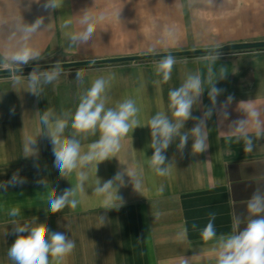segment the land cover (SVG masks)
<instances>
[{
  "label": "crops",
  "instance_id": "crops-1",
  "mask_svg": "<svg viewBox=\"0 0 264 264\" xmlns=\"http://www.w3.org/2000/svg\"><path fill=\"white\" fill-rule=\"evenodd\" d=\"M45 3L0 0V66L16 67L2 57L23 46L19 29L39 17H44V23L27 43L40 51L41 58L24 66L264 40V0H55L53 9L45 8ZM85 10L102 14L104 19L95 25L88 42L72 45L70 36L86 27L81 23ZM68 20L71 24L64 27ZM166 30L173 32V38L166 37ZM221 53L215 62L205 59L210 55L174 56L176 63L167 83L156 75L159 61L148 59L63 68L57 80L42 86L41 96L31 92L27 79L31 71L21 75L19 84H14V73L0 76V182L10 180L16 172L26 179L7 191L0 189V264H13L7 256L16 239L13 228L34 221L46 223L51 232L60 231L74 241L73 251L60 264H182L184 260L188 264H216V242L201 237L209 215L215 214L217 237L234 234L237 228L246 226L244 222L237 226L236 217L244 215L253 192L264 191V138L256 137L250 123L248 135L253 138V150L245 151L243 140L237 142L230 127L233 121L245 118L241 109L247 101L259 110L264 127V50ZM210 64L214 79L222 74L221 69L225 77L216 82L224 91L207 121L208 149L192 153L189 139L181 153L176 147L178 141H174L165 153L166 163H171L170 172L158 176L148 166L153 149L149 147L150 128L143 125L160 112L171 117L169 91L181 86L189 74L206 77ZM98 78L108 81L102 94L106 109L132 99L142 126L122 138L120 151L100 163L96 174L95 168H78L61 179L54 167L50 139L43 135L46 130L41 114L51 109L55 116L65 118L67 113L63 136L79 141L81 153H86L100 134H75L71 117ZM203 87L200 103L193 109L194 117H202L212 106L207 82ZM230 95L233 100L225 108ZM224 111L228 113L226 119ZM195 123L188 120L182 131L190 130ZM35 138L36 155L26 150L29 139ZM80 171H85L87 178L77 191V207L52 214L49 196H59L80 184ZM117 172L134 173L141 179V187L139 193L134 191L125 175V186L118 192L124 205L118 211L105 210L104 197L97 196L94 188L97 179L103 183ZM160 186L163 193L157 195ZM12 208L20 210L18 216L9 215ZM101 215L106 216L102 226ZM184 229L186 233L180 236Z\"/></svg>",
  "mask_w": 264,
  "mask_h": 264
},
{
  "label": "clouds",
  "instance_id": "clouds-1",
  "mask_svg": "<svg viewBox=\"0 0 264 264\" xmlns=\"http://www.w3.org/2000/svg\"><path fill=\"white\" fill-rule=\"evenodd\" d=\"M45 8L53 9L55 0H46ZM103 15H95L85 10L81 23L86 27L79 34L71 35L72 45L88 42L95 32V25L103 20ZM44 23V17H39L35 22L25 23L19 31L22 33V47L15 51L6 52L2 59L4 62L15 65L12 69L14 73L22 66L29 64L31 61H39L41 53L39 50L28 45L32 34L41 29ZM71 21L65 22L64 27H68ZM166 37L173 38L171 30H166ZM222 55L215 50V55L206 56L205 59H211L215 62ZM176 63L174 56L167 55L162 57L156 66V75L162 78V82L167 83L171 79L172 69ZM221 75L214 79V68L210 64L207 69V76L201 74H189L184 83L178 88L169 91V110L171 117L160 112L154 115L147 126L150 128L151 143L149 147L153 149L152 156L149 158L148 166L158 175L167 176L170 172L171 163L167 161L166 150L174 141L177 150L181 153L187 147L189 139L192 140V153H203L208 149L207 144V121L214 114L217 97L224 91L216 86L218 79H223L225 73L220 70ZM63 73V67L56 63L47 70H40L39 65L27 76L31 92L36 96H41L43 85H47L57 80ZM77 78L80 72L76 73ZM14 84L22 82L21 75H14ZM207 82L209 87L208 97L211 101V107L207 108L202 117H194L193 109L200 103V97L205 91L203 87ZM108 81L103 78L96 79L92 86L81 97L77 109L71 117V128L74 133L95 135L99 132V139L91 143L86 153H81L79 141L63 136L64 129L68 126L67 113L65 118L55 116L53 110L46 109L41 114V123L45 128L43 135H46L52 144L54 156V167L58 170L61 179L70 176L78 168L91 171L95 168V174L98 171V165L112 157L120 151L121 140L130 131L142 126L138 119L139 109L132 99H127L119 103L115 108L105 107L102 94L105 92ZM233 97L230 95L224 107L231 103ZM246 106L241 109L245 118L233 121L230 125L232 134L236 137L237 142L243 140L245 151L253 150V138L248 135V126L251 123L255 128L257 138H264V127L259 120L260 112L251 103L245 102ZM226 119L228 113H222ZM195 120V125L188 131L185 129V123L188 120ZM54 125V129H53ZM37 144V138L29 139L27 149L37 154L38 149L34 147ZM32 156V155H30ZM28 157V156H27ZM80 184L74 188L65 189L61 195L52 194L49 196V210L52 214L61 212L68 207L75 209L78 201L75 198L77 191L82 189V182L87 178L85 171L78 173ZM125 175L130 178L133 190L139 193L141 179L134 173L117 172L111 179L101 183L97 179L94 193L97 196L104 197L105 210H119L125 203L123 197L118 195L119 188L125 186ZM26 179L19 175V172L13 173L10 180L0 182V189L7 191L9 187L22 185ZM43 183V181H40ZM44 184V183H43ZM115 192L113 196L112 193ZM163 193V186L157 190V195ZM18 208H12L9 215L16 217L19 215ZM215 214L209 215L206 226L201 231V237L204 241H215L217 259L216 264H264V191L256 190L249 198L243 216L236 217L237 226L242 222L246 226L234 234L220 235L217 237L215 229ZM106 216H100V224L104 225ZM196 225H193L195 228ZM187 229L182 230L179 234L183 236ZM16 239L8 248L7 256L13 264H60L63 257L70 254L74 247V241L68 239L60 231L51 232L46 223L33 222L31 224H17L13 228ZM182 264H188L187 260Z\"/></svg>",
  "mask_w": 264,
  "mask_h": 264
},
{
  "label": "water",
  "instance_id": "water-1",
  "mask_svg": "<svg viewBox=\"0 0 264 264\" xmlns=\"http://www.w3.org/2000/svg\"><path fill=\"white\" fill-rule=\"evenodd\" d=\"M263 47H264V40H261V41L226 44V45L216 47V48H202V49H193V50L161 52V53L146 54V55H139V56H124V57H115V58L75 60V61L58 62V63L63 68L95 66V65H103V64H116V63L133 61V60L162 58L167 55L185 56V55H190V54L210 53V52H215V50L217 49L219 52H223V51H233V50H249V49H257V48H263ZM54 64L56 63L39 64V68L40 70H46V69L51 68ZM35 67H37V65L22 66V68L18 70V72H29V71H32L33 68ZM14 68L15 67H2L0 68V74L14 73L12 71V69Z\"/></svg>",
  "mask_w": 264,
  "mask_h": 264
},
{
  "label": "trees",
  "instance_id": "trees-1",
  "mask_svg": "<svg viewBox=\"0 0 264 264\" xmlns=\"http://www.w3.org/2000/svg\"><path fill=\"white\" fill-rule=\"evenodd\" d=\"M255 50H264L263 48H257ZM215 55V52H210V53H199V54H190V55H186V57H199V56H204V55ZM161 58H154V59H148L146 61H159ZM3 67V66H0ZM15 75H23V74H27V72H18V73H14ZM9 75V73L7 74H0V76H6Z\"/></svg>",
  "mask_w": 264,
  "mask_h": 264
}]
</instances>
